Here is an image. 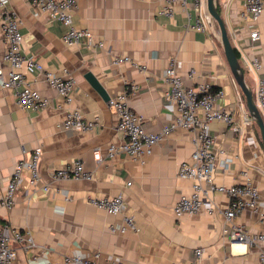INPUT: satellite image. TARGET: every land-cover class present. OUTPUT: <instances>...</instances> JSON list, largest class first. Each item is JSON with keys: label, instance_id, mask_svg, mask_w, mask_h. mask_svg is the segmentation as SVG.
Here are the masks:
<instances>
[{"label": "crops", "instance_id": "crops-1", "mask_svg": "<svg viewBox=\"0 0 264 264\" xmlns=\"http://www.w3.org/2000/svg\"><path fill=\"white\" fill-rule=\"evenodd\" d=\"M0 2L21 21L22 52L35 56L46 70L59 75L66 70L74 80L72 103L66 104L42 76L27 74L26 79L49 100V105L37 112L22 110L16 105L14 92L0 88V200L15 163L41 149L40 182L31 187L29 174L24 172L12 207H0L4 232L28 231L37 245L28 254L17 250L14 264H42L46 259L61 263L65 255L96 251L104 264H186L194 262L197 248L202 249L200 264H258L264 242L230 243L223 234L228 226L223 214L205 210L210 205L226 209L230 202L227 196L210 195L192 216L178 219L172 212L179 195L191 190L188 180L177 177L179 164L188 160L193 150L189 132L177 128L169 133L143 164L124 154L107 157L108 146L120 144L123 136L115 130L114 110L84 78L91 73L109 98L126 93L130 109L151 133L176 117L175 105L164 97L168 86L161 80L163 70L172 63L184 86L205 83L221 90L223 96L215 101V107L237 116L242 106L246 108L245 100L227 65L213 21L208 32L199 33L187 27V15L178 3L168 17L160 14L162 0H77L74 26L89 30L103 44L92 50L83 44L65 46L62 36L66 27L30 0ZM215 4L254 95L257 77H264V14L258 23L260 40L251 47L241 0H215ZM1 12L0 8V68L7 72L8 65L2 60ZM123 57L128 63L113 64ZM252 57L262 66L257 74L246 67V60ZM191 70L195 72L193 79L189 78ZM74 107L85 120L97 117L92 131L68 132L57 127ZM210 131L218 154L215 183L231 186L248 178L258 189L257 209L245 208L234 221L249 234H264V146L257 126L249 120L239 132L213 121ZM96 149L100 162L93 158ZM74 159L83 162L91 180L50 179L53 170L69 166ZM118 194L125 204L120 215H109L86 203L90 196ZM124 214L133 217L135 230L112 233L109 227L120 225ZM34 256L36 263L32 262Z\"/></svg>", "mask_w": 264, "mask_h": 264}, {"label": "built area", "instance_id": "built-area-1", "mask_svg": "<svg viewBox=\"0 0 264 264\" xmlns=\"http://www.w3.org/2000/svg\"><path fill=\"white\" fill-rule=\"evenodd\" d=\"M36 7L51 20H57L66 27L62 36V42L67 47H78L81 44L89 49L102 48V42L95 39L87 29L76 28L73 24L77 0H30ZM105 1V0H101ZM116 1V0H112ZM160 14L171 17L174 13L173 6L178 3L187 15V27L199 33H206L210 28V17L206 8V0H162ZM241 15L249 23L248 41L254 47L260 40L258 23L264 14V0H241ZM1 31L4 41V53L2 60L7 63L8 71L0 68V88L10 89L15 94L16 105L26 111H40L49 105L48 98L42 96L34 87L33 83L26 79L27 74L42 76L46 84L56 91L66 104L72 103V92L74 80L66 70L62 74L44 69L35 56H28L22 52L23 36L20 31L21 21L15 13L5 9V4L0 2ZM128 63V58H116L114 65ZM174 63L167 66L161 75V80L168 86L165 92V99L175 105L176 117L169 124L165 125L158 132H148L142 125V118L135 114L129 107L126 93L109 98L107 105L114 110L117 121L115 130L121 132L123 141L120 144H111L107 148L106 156L109 158L115 155L124 154L134 162L143 164L144 160L152 154V150L165 136L177 128H181L191 135L193 150L186 161L179 164L177 177L190 182V192L180 194L173 205L172 212L180 219L184 216L195 215L203 207V200L212 194H222L229 198L230 202L226 209H217L213 205L206 208L209 214L220 212L223 214L228 226L223 229V234L230 243L233 242H264V234H249L244 231L234 220L245 209H257L258 189L247 178L244 182L231 186L219 185L214 181V171L217 165V152L214 150V137L210 131V123L218 121L230 128L241 132L244 125L249 122L246 108L242 106V113L234 115L227 109L215 107V101L223 96L221 90L213 89L205 83L194 86H184L183 81L177 74ZM246 67L250 72L258 73L262 66L255 58L246 60ZM139 69L144 70L140 66ZM195 76L194 70L189 73V78ZM135 90V86L131 88ZM255 105L264 119V77L258 76L254 91ZM97 117L89 121L83 118L78 107L67 110L63 120L57 125L61 130L68 132H90L97 125ZM251 121V120H250ZM24 152V148L21 147ZM41 157V149L31 151L28 159L19 160L15 163L10 180L5 188V194L0 200V207L10 209L14 204L16 187L23 178L24 172L29 174L28 183L35 187L40 182L38 164ZM95 162H100L102 157L98 149L94 150ZM52 181L63 180H91L92 174L85 170L80 159H74L65 168L53 170L50 173ZM44 190H48L44 186ZM248 198V200H245ZM86 203L89 206L103 210L109 215L123 214L125 204L123 197L118 194L109 197H87ZM122 222L117 226H110L112 233L123 234L129 230H135L132 216L122 215ZM5 225L0 221V264H14L16 251L24 253L32 252L37 248L31 234L28 231L10 229L4 232ZM39 248V247H38ZM45 254L43 248H39ZM202 249L194 251V262L186 264H200ZM36 263V256L31 257ZM100 252L90 254L65 255L61 263H53L46 259L42 264H104L100 261ZM107 264H129L108 262ZM258 264H264V253L259 254Z\"/></svg>", "mask_w": 264, "mask_h": 264}, {"label": "water", "instance_id": "water-1", "mask_svg": "<svg viewBox=\"0 0 264 264\" xmlns=\"http://www.w3.org/2000/svg\"><path fill=\"white\" fill-rule=\"evenodd\" d=\"M206 8L210 19L213 21L218 30L220 46L227 65L234 78V81L236 82L244 97L245 107L249 119L253 121V123L257 126L262 146H264V119H262V116L255 105L252 90L248 87L245 81L244 70L240 65L239 59L235 55L225 23L219 15L215 0H206ZM84 78L90 84V86L101 96L103 100H109V96L106 94L99 81L91 73L87 72Z\"/></svg>", "mask_w": 264, "mask_h": 264}, {"label": "trees", "instance_id": "trees-1", "mask_svg": "<svg viewBox=\"0 0 264 264\" xmlns=\"http://www.w3.org/2000/svg\"><path fill=\"white\" fill-rule=\"evenodd\" d=\"M218 10V9H217ZM234 49V52H235V55L237 56V58L239 57V55H238V52L235 50V48H233Z\"/></svg>", "mask_w": 264, "mask_h": 264}]
</instances>
